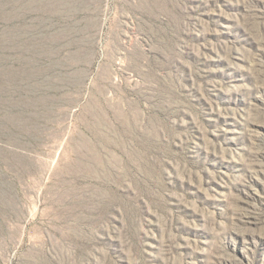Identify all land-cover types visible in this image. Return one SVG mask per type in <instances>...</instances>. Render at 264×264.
<instances>
[{
    "label": "rangeland",
    "instance_id": "374dc122",
    "mask_svg": "<svg viewBox=\"0 0 264 264\" xmlns=\"http://www.w3.org/2000/svg\"><path fill=\"white\" fill-rule=\"evenodd\" d=\"M0 264H264V0H0Z\"/></svg>",
    "mask_w": 264,
    "mask_h": 264
}]
</instances>
